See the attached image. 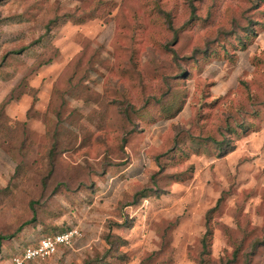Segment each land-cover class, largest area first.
Here are the masks:
<instances>
[{"label":"rangeland","instance_id":"1","mask_svg":"<svg viewBox=\"0 0 264 264\" xmlns=\"http://www.w3.org/2000/svg\"><path fill=\"white\" fill-rule=\"evenodd\" d=\"M34 218L0 264H264V0H0V235Z\"/></svg>","mask_w":264,"mask_h":264},{"label":"built area","instance_id":"2","mask_svg":"<svg viewBox=\"0 0 264 264\" xmlns=\"http://www.w3.org/2000/svg\"><path fill=\"white\" fill-rule=\"evenodd\" d=\"M80 237L76 227H69L59 232L45 235L37 243L30 244L14 254L13 264H31L55 256L62 247H70Z\"/></svg>","mask_w":264,"mask_h":264},{"label":"trees","instance_id":"3","mask_svg":"<svg viewBox=\"0 0 264 264\" xmlns=\"http://www.w3.org/2000/svg\"><path fill=\"white\" fill-rule=\"evenodd\" d=\"M33 221H35V218L34 219H32V221H29V222H25V223H23L20 227H18V229L14 232V233H12V234H7V235H0V250H1V248H2V246H3V242L4 241H9V240H12V239H14L15 237H16V235L19 233V232H21L22 231V229L26 226V225H29V224H33ZM66 229V228H65ZM64 230V229H63ZM49 235V234H48ZM10 245V244H9ZM29 245V244H28ZM28 245H26V246H28ZM15 245L14 244H12L11 243V248H15L14 247ZM103 262H100L99 264H102ZM104 264H105V262H104Z\"/></svg>","mask_w":264,"mask_h":264}]
</instances>
